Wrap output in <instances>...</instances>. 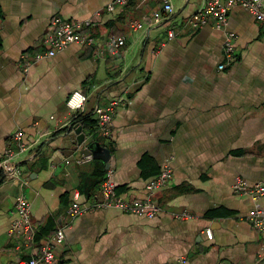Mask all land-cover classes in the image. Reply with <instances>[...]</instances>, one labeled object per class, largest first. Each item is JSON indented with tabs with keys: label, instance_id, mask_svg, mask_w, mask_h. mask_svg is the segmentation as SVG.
<instances>
[{
	"label": "crops",
	"instance_id": "0c3cea01",
	"mask_svg": "<svg viewBox=\"0 0 264 264\" xmlns=\"http://www.w3.org/2000/svg\"><path fill=\"white\" fill-rule=\"evenodd\" d=\"M114 1L0 0V161L16 132L33 144L18 162L29 185L0 182V264L29 258L62 223L66 239L57 264H258L264 233L249 219L253 200L235 194L233 185L238 178L264 185L262 24L239 7L231 11L238 57L219 71L224 32L212 20L199 29L188 25L207 0H171L174 13L165 22L138 32L130 23H148L164 0H129L110 13ZM56 17L94 20L91 34L102 50L108 36L126 44L116 55L71 45L25 74L21 56L46 51L43 38ZM169 29L178 31L173 40ZM76 92L87 97L82 114L91 115L92 126L97 107L119 101L111 137L82 127L79 143L71 130L76 115L66 105ZM92 143L100 156L77 164ZM107 165L129 201L145 200L149 182L165 167L172 171L154 195L161 207L155 219L101 209L69 221L76 192L80 205L101 201ZM22 193L37 227L31 248L9 233ZM261 204L264 209V198Z\"/></svg>",
	"mask_w": 264,
	"mask_h": 264
},
{
	"label": "built area",
	"instance_id": "2783aa9c",
	"mask_svg": "<svg viewBox=\"0 0 264 264\" xmlns=\"http://www.w3.org/2000/svg\"><path fill=\"white\" fill-rule=\"evenodd\" d=\"M128 3L129 0H115L107 7V11L113 13L118 9L125 8ZM236 7L247 11L261 23L264 28V0H207L204 7L188 20V25L194 29L205 27L209 24V21L212 20L216 30L224 32L225 62L219 65V71H224L228 65L234 63L238 57L236 49L237 37L233 31L229 30V15ZM173 13L174 6L171 0H164L160 11L155 12L148 23L133 21L130 23L129 27L131 31L138 32L142 31L145 26L150 28L158 26L165 22ZM95 26L96 22L92 19L70 21L62 17L54 18L43 38V45L46 51L36 53L32 58L27 57V55L21 56L20 63L23 72L28 74L33 64L45 58L55 57L58 53L71 45L94 48L99 55L103 54L104 51L109 52L111 55H116L119 50L125 46V38L108 36L105 40V49L102 50L103 46L100 43L101 40L91 34V29ZM177 34L178 31L176 29H169L167 32L168 39H175ZM86 102L87 97L82 93L76 92L69 97L66 105L75 113V117H77L85 112ZM119 106V101H112L105 109H101L100 107L95 109L97 130L105 138L111 137L113 117ZM32 145L25 141L22 131H18L13 135L12 146L6 149L3 159L0 161V173L4 176L3 180L7 179L15 182L21 189L29 185V181L24 177L18 162L30 151ZM94 160L95 156L90 152L79 158L77 164L82 165L91 163ZM113 174L114 171L110 168L105 172L100 187V202L97 201L91 206L80 205L78 203V193H75L74 202L66 212L70 222L88 212L101 209H117L122 213L147 220H153L157 217L161 212V207L157 200L154 199V195L156 192L166 187L173 178V173L168 167H165L157 177L149 182L146 187L149 196H147L145 200L129 201L119 195L117 186L113 180ZM233 191L237 195H245L253 200L254 208L249 213V219L255 229L264 233V209L261 204V200L264 198V185H249L245 180L238 178L233 185ZM15 213L16 218L11 225L9 233L11 236L14 234L20 235L24 240V245L31 248L37 242V227L33 222L31 205L23 193L16 198ZM180 218L189 219L190 216L184 214ZM65 229V223L60 224L49 238L41 241L37 252H32L29 258L20 259L16 264H57L56 254L60 245L65 242ZM205 235L209 240H212L214 237L211 229H206ZM182 263L183 259L177 264ZM258 264H264V258H262Z\"/></svg>",
	"mask_w": 264,
	"mask_h": 264
},
{
	"label": "trees",
	"instance_id": "16d2710c",
	"mask_svg": "<svg viewBox=\"0 0 264 264\" xmlns=\"http://www.w3.org/2000/svg\"><path fill=\"white\" fill-rule=\"evenodd\" d=\"M90 117H91V115L85 116L83 114L75 117V120L71 126V130L76 131L78 128L84 127L86 129H88L89 131H91L90 133H93V131L95 129H97V124L95 126H92L93 125L92 123H94V122L90 120L91 119ZM1 180H3V175L0 173V182H1Z\"/></svg>",
	"mask_w": 264,
	"mask_h": 264
},
{
	"label": "water",
	"instance_id": "95a60500",
	"mask_svg": "<svg viewBox=\"0 0 264 264\" xmlns=\"http://www.w3.org/2000/svg\"><path fill=\"white\" fill-rule=\"evenodd\" d=\"M76 133L78 135L79 143L82 144L85 141V134H82V127L78 128L76 130ZM98 147H99V145L97 143H92V145L90 146V151L94 154L95 158L97 157V155L100 156L99 153L101 151L100 152L98 151V149H99ZM107 155L108 154H106L105 156L102 155L101 157L108 163ZM108 169H109V165H107V170Z\"/></svg>",
	"mask_w": 264,
	"mask_h": 264
}]
</instances>
